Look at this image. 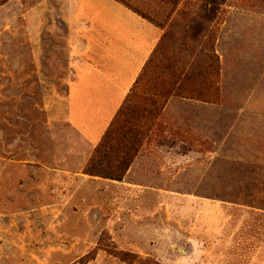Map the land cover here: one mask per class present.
I'll return each mask as SVG.
<instances>
[{
    "label": "rangeland",
    "instance_id": "rangeland-1",
    "mask_svg": "<svg viewBox=\"0 0 264 264\" xmlns=\"http://www.w3.org/2000/svg\"><path fill=\"white\" fill-rule=\"evenodd\" d=\"M127 4L158 98L91 145L69 24ZM0 264H264V0H0Z\"/></svg>",
    "mask_w": 264,
    "mask_h": 264
},
{
    "label": "crops",
    "instance_id": "crops-1",
    "mask_svg": "<svg viewBox=\"0 0 264 264\" xmlns=\"http://www.w3.org/2000/svg\"><path fill=\"white\" fill-rule=\"evenodd\" d=\"M90 10L93 19L69 24L73 76L60 114L94 145L134 103H156L141 77L165 32L130 9Z\"/></svg>",
    "mask_w": 264,
    "mask_h": 264
},
{
    "label": "trees",
    "instance_id": "trees-1",
    "mask_svg": "<svg viewBox=\"0 0 264 264\" xmlns=\"http://www.w3.org/2000/svg\"><path fill=\"white\" fill-rule=\"evenodd\" d=\"M120 1V0H119ZM133 11L137 12L138 14L142 15L143 18L148 19V17L142 13H140L138 10H136L133 6L127 4Z\"/></svg>",
    "mask_w": 264,
    "mask_h": 264
}]
</instances>
